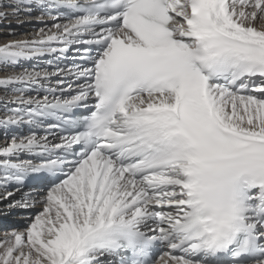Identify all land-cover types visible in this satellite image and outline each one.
Returning a JSON list of instances; mask_svg holds the SVG:
<instances>
[{"label":"snow or ice","instance_id":"obj_1","mask_svg":"<svg viewBox=\"0 0 264 264\" xmlns=\"http://www.w3.org/2000/svg\"><path fill=\"white\" fill-rule=\"evenodd\" d=\"M33 19L0 43V217L38 211L0 264H264V0H0Z\"/></svg>","mask_w":264,"mask_h":264},{"label":"bare ground","instance_id":"obj_2","mask_svg":"<svg viewBox=\"0 0 264 264\" xmlns=\"http://www.w3.org/2000/svg\"><path fill=\"white\" fill-rule=\"evenodd\" d=\"M23 19V17H22ZM35 19L31 20L30 22L25 21L21 25H17L15 20H9L5 21L3 23L7 24L10 23V25L5 26L4 28H0V43H3L5 41L11 40V39H24V38H29L32 33L35 31H38L39 28L45 27L43 23H37L34 21ZM15 22V23H14ZM14 23V24H13ZM3 25L0 23V27ZM24 30H28L25 32ZM12 33L11 35L9 33ZM24 32V33H22ZM46 59L45 61H32L25 63V67L31 68L33 64H37L38 67H45L46 66ZM51 70V69H49ZM57 77H53L52 79V86H56V80ZM75 86V85H74ZM34 94V93H33ZM3 92L0 91V98L3 97ZM11 107V105L9 106ZM6 108L2 102V99H0V118L3 117L4 113L6 112ZM4 139L2 136L0 137V146H3ZM30 190V189H29ZM28 190V191H29ZM19 193L17 194V198H19ZM38 209H29L27 212H23L20 210H17L13 212L10 216L7 217H0V239L3 238V235L6 231H12L13 229H22L23 227L26 226V221L29 216L34 215ZM3 227V228H2Z\"/></svg>","mask_w":264,"mask_h":264},{"label":"rangeland","instance_id":"obj_3","mask_svg":"<svg viewBox=\"0 0 264 264\" xmlns=\"http://www.w3.org/2000/svg\"><path fill=\"white\" fill-rule=\"evenodd\" d=\"M33 16H35V13L33 14ZM35 21V20H34ZM5 22V21H4ZM15 23V22H14ZM13 23V24H14ZM3 26L2 27H0V28H4L5 26H8V25H10V23H7V24H5V23H1ZM25 32H27L28 30H24ZM22 33H24V32H22ZM1 34V33H0Z\"/></svg>","mask_w":264,"mask_h":264}]
</instances>
